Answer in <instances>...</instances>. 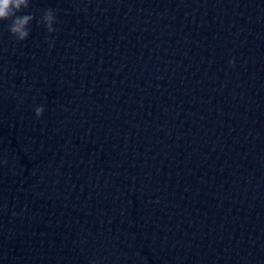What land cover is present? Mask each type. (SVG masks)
Returning a JSON list of instances; mask_svg holds the SVG:
<instances>
[{
    "label": "water",
    "instance_id": "obj_1",
    "mask_svg": "<svg viewBox=\"0 0 264 264\" xmlns=\"http://www.w3.org/2000/svg\"><path fill=\"white\" fill-rule=\"evenodd\" d=\"M48 8L0 22V264H264V0Z\"/></svg>",
    "mask_w": 264,
    "mask_h": 264
},
{
    "label": "clouds",
    "instance_id": "obj_2",
    "mask_svg": "<svg viewBox=\"0 0 264 264\" xmlns=\"http://www.w3.org/2000/svg\"><path fill=\"white\" fill-rule=\"evenodd\" d=\"M31 0H0V22L9 21L8 32L11 37L17 42L27 41L31 33V25L33 21L43 25L48 33H54L57 29L54 25L57 23V12L51 8L44 10L43 14L37 19L33 14H21L25 10L30 9ZM48 44L54 46V41L49 37ZM230 64L235 67V61H230ZM35 116L42 118L45 112L43 106H37L34 109ZM4 166H7V160L0 161Z\"/></svg>",
    "mask_w": 264,
    "mask_h": 264
}]
</instances>
